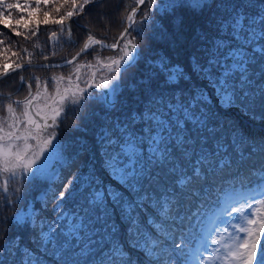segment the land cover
I'll return each instance as SVG.
<instances>
[{"label":"snow or ice","instance_id":"6c2138e0","mask_svg":"<svg viewBox=\"0 0 264 264\" xmlns=\"http://www.w3.org/2000/svg\"><path fill=\"white\" fill-rule=\"evenodd\" d=\"M41 3H52L58 18L45 11L28 34L18 30L23 16L16 27L8 17L30 5L0 0V25L26 41L41 23L59 26L47 50L37 40L31 51L14 52L0 39V85L18 74L15 91L27 87L22 98L0 91V190L11 188L4 207L13 210L0 217V264H264V0H133L112 43L105 0ZM89 5L98 6L92 27L105 39L81 25L79 50L54 60L61 41L79 43L65 22ZM146 25L158 43L141 57L132 32L142 35ZM105 49L113 54L101 55ZM26 68L51 74L26 79ZM92 101L69 151L57 129ZM225 176L219 215L197 233L185 228L192 199ZM25 184H44L39 210L18 207Z\"/></svg>","mask_w":264,"mask_h":264},{"label":"trees","instance_id":"16d2710c","mask_svg":"<svg viewBox=\"0 0 264 264\" xmlns=\"http://www.w3.org/2000/svg\"><path fill=\"white\" fill-rule=\"evenodd\" d=\"M162 1L164 3V0H158ZM63 0H57V4L62 3ZM166 2V1H165ZM106 10H111V16H112V24L109 27V31L106 34V43H112L115 41V38L119 35V32L123 30V26L120 21V14L125 13L126 10H130L132 6H135L133 3V0H105ZM66 7H68L66 5ZM145 7H148V5H142L141 9L143 10ZM53 4L49 3L48 5H44L41 3L40 7L37 8V6L34 4L30 11H31V17H29L28 13L22 11L21 14L19 10H14L12 16L8 17L9 21L13 23V27H16L15 21L18 20L21 16L24 17V21H21V24L18 28L19 31H24L30 34V30L35 27L36 21H42L44 19V12H49V19H52L53 17L58 18V14L52 11ZM33 10V11H32ZM64 9H61V14L63 13ZM98 12V6H86L85 8V14L81 17H73L71 20L66 21V24H71L72 31H73V39L79 41V43L75 45L66 44L61 41L62 46L58 48V55L54 57L53 59L56 61H59L61 57H68L70 58L72 55L75 54L76 51L79 50V47L82 45L84 38L87 35V31L84 27L81 25L88 24L89 28L93 31V33L97 36L98 39H105V33L103 32L102 28L95 27L93 28L92 25L95 24L96 15ZM151 13H156V19H159L162 13H158L157 9L155 7L151 8ZM141 13H137V20L139 21ZM28 23V29H24L23 23ZM40 31L37 33L35 37H32L31 40H24L22 36H15L13 33H11V30L4 27V25H0V32L3 33V35H0V39H5V45L11 46V51L14 52H20L21 47H27L29 50H32V45L38 40L42 46H45L47 50V45L49 43V34L50 31H56L58 29V25L49 24L44 25L40 24ZM152 28L150 26H144V31L142 35L137 36L136 32H132L133 36H136V42L137 46L140 49V56H144L146 53L149 52V50L153 47H155L156 43H158L157 40H154L152 37ZM5 47V46H0ZM113 54V51L110 50H104L101 55L105 56V54ZM5 56L8 57L9 62L15 60V57L11 56V53L8 51H5ZM92 56H82L81 60L91 59ZM4 57H0V60H3ZM36 61L38 62H44L39 57H36ZM137 70V66L133 65L131 68L127 69V72L124 74L126 78H130L131 75ZM70 71L69 68H54L51 70V72L56 73H68ZM30 73H35L36 75L41 76V78L45 77L46 75H50L51 73L48 70L44 69H38V68H26L23 70L22 73L27 79L30 75ZM19 86V78L18 74H12L8 78H6L2 85H0V91H3L5 93L12 92L13 98H16L17 96L22 98L24 95L27 94V87H21L19 92H16L15 89ZM34 88V85H33ZM51 89V85L49 86ZM95 91V90H93ZM100 91V90H99ZM97 102L92 101L90 104L86 105L83 109H77L75 114L69 113L67 118L63 120V123L61 126L57 129L58 132V140L65 146L69 148V151L72 150V146L75 144L76 138L79 136V132L74 127L75 124H83L84 123V117L87 116L94 108H96ZM98 110V109H97ZM99 166V165H97ZM83 167V165H81ZM62 172V176H68L70 174V171L68 169L60 170ZM71 171H76L75 168L71 169ZM27 185V184H26ZM25 185V186H26ZM221 186H223L224 189H230V183L228 181L227 176H225L223 179L217 178L215 182H209L207 185H205L206 188L209 189L207 192H201L200 196L198 198L192 199L188 207L185 209V213H195V207L198 206L199 203H204L207 201L208 198H216L219 197L220 194H224L223 191H221ZM52 187L56 189V183L55 178L52 183ZM237 187H239L237 185ZM11 189V188H10ZM42 187L39 185L36 188H33V190H26L23 191L24 194V201L19 205L18 207H23V205L26 203H30V201L34 202V207L39 210L41 205L35 201V197L39 194L40 191H42ZM58 190V189H57ZM8 195V194H7ZM6 196V195H5ZM9 199L12 198V196H8ZM198 201V202H197ZM196 202V203H195ZM52 207L51 204L48 205V209L50 210ZM12 209H6L4 207V195L0 192V217L3 216H10L12 214ZM51 212H48L49 218H51ZM187 222V219L184 221ZM7 227L9 228V235H12V229H11V221L9 220L7 222ZM25 243H27V236H25ZM3 241L0 240V244H2Z\"/></svg>","mask_w":264,"mask_h":264},{"label":"rangeland","instance_id":"374dc122","mask_svg":"<svg viewBox=\"0 0 264 264\" xmlns=\"http://www.w3.org/2000/svg\"><path fill=\"white\" fill-rule=\"evenodd\" d=\"M166 0H164L165 2ZM8 3H20L21 5H24L25 3H28L30 5V8H27V9H12L11 12L13 14L14 10H19L21 11L20 13L22 14L23 12L22 11H25V12H29L31 7L35 4V0H7ZM158 3L162 4L163 2L161 1H158ZM36 5V4H35ZM33 11V10H32ZM5 16H7V10L5 11ZM12 16V15H11ZM108 55H112L111 53L109 54H105V56H108ZM65 75H67V73H64ZM51 90V89H50ZM95 91L97 92H101L99 90H96L94 89ZM57 170L59 171V165H57ZM26 185V184H25ZM40 186L42 187V189L44 188V184H40ZM28 191V190H33V188L30 189V186L27 184L26 186L23 187L22 191ZM0 192L6 196H11V189L9 191V193H4L2 190H0ZM29 206H34V202L30 201V203H28ZM210 214V211H205L204 209L202 211H200V213L197 215V216H193V214H190L189 215V219H187V222H184L183 226L185 228H187L188 230H193L194 233H197L199 232L200 228H202L201 226L203 225V220ZM196 218V219H195ZM228 218L225 217V220H227ZM195 221V222H194ZM198 224V228L195 229L196 225Z\"/></svg>","mask_w":264,"mask_h":264},{"label":"water","instance_id":"95a60500","mask_svg":"<svg viewBox=\"0 0 264 264\" xmlns=\"http://www.w3.org/2000/svg\"><path fill=\"white\" fill-rule=\"evenodd\" d=\"M105 50H108V49H105ZM110 51H112V50H110ZM40 63H43V62H40ZM100 91H105V90H100Z\"/></svg>","mask_w":264,"mask_h":264}]
</instances>
